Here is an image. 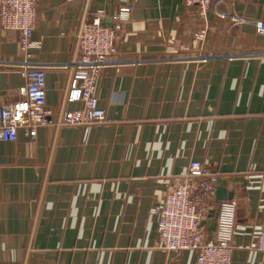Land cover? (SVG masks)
Wrapping results in <instances>:
<instances>
[{
	"label": "crops",
	"instance_id": "1",
	"mask_svg": "<svg viewBox=\"0 0 264 264\" xmlns=\"http://www.w3.org/2000/svg\"><path fill=\"white\" fill-rule=\"evenodd\" d=\"M132 7L118 55L100 73L105 123L18 130L0 141V264H195L157 233L163 178L190 162L218 173L238 203L231 264H264V0H211L206 20L183 0H37L29 59L46 76L52 115L67 102L81 23ZM206 29L202 41L195 34ZM19 34L0 28V106L22 99Z\"/></svg>",
	"mask_w": 264,
	"mask_h": 264
},
{
	"label": "built area",
	"instance_id": "2",
	"mask_svg": "<svg viewBox=\"0 0 264 264\" xmlns=\"http://www.w3.org/2000/svg\"><path fill=\"white\" fill-rule=\"evenodd\" d=\"M187 8H195L206 20L211 0H183ZM37 0H0V28L19 34L21 61L18 72L23 80L19 89L20 101L0 106V141L14 142L18 130L34 139L39 128L58 130L78 127L87 133L92 127L105 123V112L98 106L96 86L101 71L112 64L118 55L116 38L122 25L130 18L132 7L121 6L110 16V24L101 21L98 12L91 21L79 26L75 35L76 57L70 63L65 89L67 102H81L79 110L53 116L46 106V76L43 68L30 64L31 51L39 47L32 39L37 20ZM264 34V22L256 24ZM207 30H200L195 39L202 41ZM218 173L200 162H190L180 176L163 178L165 187L160 208H152L158 215L157 233L165 252L191 251L195 264H231L236 229L238 203L235 198L216 199ZM215 219V229L207 228ZM255 249L264 254V227Z\"/></svg>",
	"mask_w": 264,
	"mask_h": 264
},
{
	"label": "water",
	"instance_id": "3",
	"mask_svg": "<svg viewBox=\"0 0 264 264\" xmlns=\"http://www.w3.org/2000/svg\"><path fill=\"white\" fill-rule=\"evenodd\" d=\"M216 199H217V201H219V200H226V199H231V196L230 195H227L226 192L223 189L217 188V190H216ZM207 229L210 232L214 231V229H215V219L214 218L209 223Z\"/></svg>",
	"mask_w": 264,
	"mask_h": 264
}]
</instances>
